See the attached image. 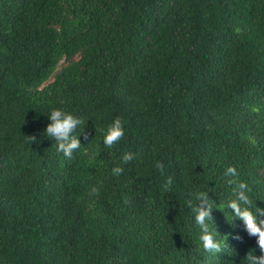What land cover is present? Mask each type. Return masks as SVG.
<instances>
[{
  "label": "trees",
  "instance_id": "obj_1",
  "mask_svg": "<svg viewBox=\"0 0 264 264\" xmlns=\"http://www.w3.org/2000/svg\"><path fill=\"white\" fill-rule=\"evenodd\" d=\"M57 108L85 121L71 159L44 135ZM229 166L264 209V0H0V264H248Z\"/></svg>",
  "mask_w": 264,
  "mask_h": 264
},
{
  "label": "clouds",
  "instance_id": "obj_2",
  "mask_svg": "<svg viewBox=\"0 0 264 264\" xmlns=\"http://www.w3.org/2000/svg\"><path fill=\"white\" fill-rule=\"evenodd\" d=\"M50 122L44 129V135L48 138L55 140L57 144V151L62 152L66 158L71 159L75 151L81 146L79 136L83 134V128L81 125L85 123L82 119L73 116L59 108L51 110L48 114ZM79 135H73L77 130ZM103 135V143L106 147L111 148L124 137L123 122L119 117L115 118L111 124L108 125ZM31 142L36 141L35 136L29 137ZM125 164L134 160L132 153H125L122 157ZM156 168L164 174V165L161 162H157ZM124 168L115 166L112 168V174L119 176L123 173ZM225 176L229 177L226 183L232 188L234 195L233 199H230L227 203V208L231 210L232 222L240 220L243 222L244 228L249 236L256 238L257 246L261 252V255L256 256L253 252L249 251L246 256L248 264H264V209L260 208L255 203V210H253V201L249 196L250 189L248 185L237 179L239 173L234 166H229L226 169ZM172 184V177L166 178L162 188L165 192H168ZM93 194H98L99 189L94 186L91 189ZM194 195V199L192 198ZM199 201V204L196 202ZM211 199L207 195V192L200 191L198 193H189V199L186 201V205L194 212L195 223L199 226L201 235L199 237L202 248L204 251L212 254H218L222 252L220 242H218L212 230L210 229V223L214 224V218L212 216L213 205L210 202ZM131 206L130 200L124 201ZM240 239L239 236L236 237Z\"/></svg>",
  "mask_w": 264,
  "mask_h": 264
}]
</instances>
